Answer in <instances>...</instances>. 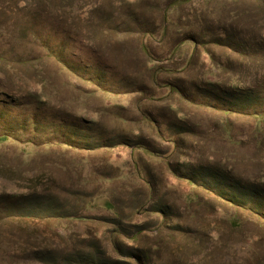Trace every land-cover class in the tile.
<instances>
[{
	"label": "rangeland",
	"instance_id": "1",
	"mask_svg": "<svg viewBox=\"0 0 264 264\" xmlns=\"http://www.w3.org/2000/svg\"><path fill=\"white\" fill-rule=\"evenodd\" d=\"M167 1L0 0V264H264V224L255 214L193 191L167 170L170 163L236 201L254 199L264 211V132L251 131L252 119L227 115L232 139L239 142L229 145L216 134L217 113L178 102L177 94L146 103L162 132L173 123L166 136L176 148L167 159L172 146L140 124L145 139L153 136L163 154L158 160L140 154L137 170L144 179L136 175L129 147L86 149L102 130L117 139L121 128L126 134L137 127L119 128L105 110L121 106V114L138 118L140 94L129 91L148 82L139 43ZM214 2L208 16L237 29L236 41L253 45V39H264V2L237 1L223 13V0ZM156 41L150 40L155 51L161 48ZM207 49L231 70L217 72L203 55L204 67L198 58L184 72L161 77L199 99L194 86L204 87L216 74L226 87L240 74L236 84L253 86V96L262 98L264 64L249 65L228 48ZM184 57L185 49L172 59L183 64ZM96 83L118 94L97 90ZM169 106L181 110L176 118L182 122ZM179 127L194 133L173 135ZM116 173L122 174L119 180H108ZM146 179L151 198L144 209H135L138 196L149 193ZM104 198L115 211L102 206ZM234 218L241 228L230 224ZM117 227L125 234L142 232L136 240L119 236L121 254L110 239Z\"/></svg>",
	"mask_w": 264,
	"mask_h": 264
},
{
	"label": "trees",
	"instance_id": "2",
	"mask_svg": "<svg viewBox=\"0 0 264 264\" xmlns=\"http://www.w3.org/2000/svg\"><path fill=\"white\" fill-rule=\"evenodd\" d=\"M192 1L194 0H168L165 3L164 7H162L160 10L159 22H157L156 26L153 27L152 30H148V28H146V30H144V32L142 33L139 48L144 56L142 67L144 72L148 76V82H145L143 84V87H139L138 89L129 91L130 93L140 94V98L137 99L134 105V108L135 110H137L139 115L138 118L129 119L121 114V112H125V108L121 106L116 107L118 111L115 112L113 110H105L107 114L114 117L115 121L119 122V128L123 124L126 125V123H133L134 125H137V127L130 130L129 133L126 134L122 131V129L124 128H121L120 130L122 133H118L120 137H118L117 139L114 138L115 134H108L106 131L102 130L98 132V137L91 144L86 145V149H112L118 146L129 147L131 150L130 157L137 176H139L137 167H140L139 156L141 153L157 160L160 155H163L159 150L154 148L153 145L155 143V140L153 139V136H151L152 138L145 139V137L142 135L139 127L140 124H144L152 132V135H155L157 138L169 143L172 146L171 151L164 154L167 155V159L168 157H170L172 151L174 152L176 148V141L167 137L173 123H165L164 125L167 126L166 134L162 132L158 118H154L152 111L147 110L146 103L156 102L162 99L170 100L169 97L171 95L177 94L179 96L178 102L182 101L188 104L191 103L193 105L202 106L210 112L217 113L220 116V119H218L220 122V126L217 129L216 134L219 135V137L221 138V143L223 144L236 145L237 143H239L232 139L231 131L233 130V126L231 125V122L226 118L229 114L245 116L252 119L254 125L250 128L251 131L257 134L264 132V94L262 98H259L261 94H258L254 97L251 90L253 86H247L246 88L241 89L240 86L236 84V80H238L236 79V77H238L237 75L240 74H233L231 79L228 80V85L226 87L223 86V84L218 79L219 76H216V74H214V80L205 82V85H207L206 88L205 85L204 87L194 86L195 94L200 95L199 99H197L193 94L194 92H192V94L191 92L188 93L176 84L170 83L163 77H161L173 72H184L188 68V66H190L193 61L198 58L201 61L200 65L204 67V60H202L203 55L208 57V60L211 62L210 68L217 70V72H226L228 70H231V68L228 67L227 64L225 65L224 62L218 61L215 58L216 56L207 49L209 45L228 48L234 53L240 55V57H242L243 59H246L249 65L251 64L252 66H262L264 64V39L260 38V41H258L256 38L253 39V45L249 44L250 40H239L238 37L236 41L237 29L233 28L230 23L228 24L218 21L216 19L217 17L210 18V16L212 15H210L211 13L209 12L212 11L211 7H214L211 6V4L213 3L217 5L214 0H195V2L200 3L198 7H191L190 3ZM237 1H255L256 3L264 2V0H223V4L221 5L222 9L220 10V12H222L226 8H229L230 6H234L233 4ZM186 5H188V7ZM227 12L228 14L231 13L230 11ZM102 25L104 28L105 25ZM156 39V42H158L161 48L155 51L151 47L150 40L155 41ZM252 46H255L256 48L251 49ZM45 49L49 51L50 47L45 46ZM184 49V63H175L172 58ZM162 62H166V64L164 65L162 64ZM105 65V69L108 70L110 68V64ZM241 67L242 66H238V71L241 69ZM122 81L125 83L124 87L128 88L130 85L129 82H125L124 80ZM96 89L109 94H118V92H116L117 89L114 90V87H110L109 90L107 89V87L100 86L99 83H96ZM160 89H167L166 94L159 95L158 91ZM123 91L121 92L126 93ZM173 104L175 103L173 102ZM174 109V111H171L170 106L168 107V111L170 113L174 112L176 118L177 112H179V114H181L182 112H180L181 110L178 107H174ZM160 117L163 119L162 116ZM164 119L166 118L164 117ZM176 119L179 121V123L182 122V120L178 118ZM187 132L194 133L190 130L185 131L179 127L176 132H173V135ZM196 135L199 136V131L196 133ZM256 142L259 144V148L262 149V141L260 140V138L256 137ZM53 143L56 144L58 143V141L54 140ZM60 144H63L68 148L76 147V144H68L64 141L60 142ZM143 169L145 171V168ZM167 170L175 174L177 178L186 180L193 191L198 188L200 190H203L204 192L213 193L219 201H228L229 203H231V205L236 206L239 210L241 208H246L251 213L255 214L257 220L261 221L264 224V211L258 208V204L256 203V201H254V199L250 198L248 201H236L234 198L227 197L223 192H216L215 189L213 190L211 188H208L207 185L197 181L193 176L182 174L180 170L173 167L170 163H167ZM214 176L216 178V173ZM120 177H122V174L116 173L114 177L110 176L107 178L111 181L112 178H115V180H119ZM122 181L125 182V179H122ZM144 182L149 190V193L147 195L140 194L138 196L139 198L136 199L134 203L136 205L134 206L135 209H144L146 206V202L151 198L153 186L148 180ZM148 185H150V188L148 187ZM102 206L109 211H115L114 206L109 202L107 198L103 199ZM254 206H257V210L253 209ZM229 222L231 225L234 224V228L236 229L241 228L242 226L239 225L243 224V222L237 220L236 218L231 219ZM135 227L138 228V226ZM141 233V229H138L135 232L125 234V232L123 233V231L119 230V227H117L110 233V239H112L113 241V248L118 254H121L122 252L117 244L119 236L122 235L127 239L136 240L139 235H141Z\"/></svg>",
	"mask_w": 264,
	"mask_h": 264
},
{
	"label": "crops",
	"instance_id": "3",
	"mask_svg": "<svg viewBox=\"0 0 264 264\" xmlns=\"http://www.w3.org/2000/svg\"><path fill=\"white\" fill-rule=\"evenodd\" d=\"M130 150V149H129ZM130 154H131V150H130Z\"/></svg>",
	"mask_w": 264,
	"mask_h": 264
}]
</instances>
